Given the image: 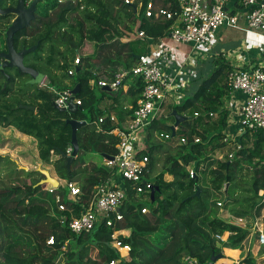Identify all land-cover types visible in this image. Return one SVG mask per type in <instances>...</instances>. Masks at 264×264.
Masks as SVG:
<instances>
[{
    "label": "trees",
    "instance_id": "16d2710c",
    "mask_svg": "<svg viewBox=\"0 0 264 264\" xmlns=\"http://www.w3.org/2000/svg\"><path fill=\"white\" fill-rule=\"evenodd\" d=\"M147 4L152 5L153 13L163 10L173 14V18L146 17ZM177 12L176 0H54L38 13L29 33L33 37L25 44L28 47L38 41V47L30 53L34 57L32 63L25 58L24 65L26 63L35 70H61L65 78L73 79L71 89L79 86L76 97L81 100V106L74 115L58 111L53 93L26 82L25 92L16 87L18 81L27 75L14 68L0 71V127L12 128L34 139L38 161L44 166H52L57 178L65 182L51 193L44 189L45 184L28 185L18 178L0 187V264H54L63 248L65 264H109L111 261L120 264H184L185 256L195 258L199 264H208L212 254H221L222 258L223 249L239 250L242 264H254L251 255L245 253L249 231L219 219L215 210L218 202L215 204L212 200L216 193L225 194L226 189L228 197L223 204L238 207L233 214L240 219H254L264 208V130L253 132L251 137L248 133L241 134L240 138L245 140L233 152L232 160L229 155L224 161H216L211 156L225 146L221 141L227 113L220 109L229 96L226 76L232 67L222 54L211 59V71L198 81L195 90L190 89L179 105L170 108L169 117L173 118V110L185 117L177 126L174 137L162 118L153 120L148 127V148L138 152L136 158L145 156L148 159L143 179L151 180L152 190L155 189L153 199L150 193L146 196L150 205L136 197L130 182L119 180L127 197L120 207L123 216L120 222L113 228L101 224L80 235L72 233L68 227L71 218L79 217L80 211L88 206L95 186L105 182L109 175L103 166L84 165L82 154L116 155L117 138L109 134L115 125L108 122L103 125V131L95 126L104 112L98 108L96 111L95 90L89 82H108L114 79L119 68H131L144 47L140 46V40L124 44L121 39L130 38L134 30L149 39L164 38L170 33ZM125 48L129 59L121 60V51ZM76 57L79 63L73 65ZM68 69L74 70L73 76L67 75ZM46 77L48 87L66 89L61 84L56 89L53 77ZM131 79L129 93L133 110L143 84L138 79ZM19 105L32 106L35 111L19 109ZM70 119L85 121L86 125L77 130L79 151L67 169L62 154L66 156L70 147L71 128L66 123ZM160 133L169 134V139H161L164 144L178 148L173 154H166L161 172L151 177L157 155L163 151V145L155 142ZM181 138H186L185 145L178 144ZM194 138L199 142L194 143ZM52 156L56 159L52 160ZM1 160L10 165L13 162L4 156H0ZM212 163L216 166L208 170L210 187H206L204 177ZM190 164L193 178H189L186 171ZM15 170L20 177L44 179L38 171L25 172L17 166ZM244 170L251 172L246 174L250 178L249 197L237 200V176ZM165 174L172 176L170 182L164 180ZM68 182L79 185L77 202L69 197L65 186ZM56 197L65 211L58 210ZM143 208L148 212L142 213ZM125 228L131 231L129 237L120 236L118 240L122 245H129L128 253L111 246L113 232ZM225 233L229 234L225 241L216 238ZM50 238L53 245L46 243Z\"/></svg>",
    "mask_w": 264,
    "mask_h": 264
},
{
    "label": "built area",
    "instance_id": "2783aa9c",
    "mask_svg": "<svg viewBox=\"0 0 264 264\" xmlns=\"http://www.w3.org/2000/svg\"><path fill=\"white\" fill-rule=\"evenodd\" d=\"M233 1L236 8L230 9V3ZM131 1H126V3ZM178 6L175 23L172 25L169 33V39L176 44L190 46L191 53L195 49L205 47L207 51L211 49L218 30L226 24L229 27H236L238 20L244 21L247 32L256 33L262 43L260 46L264 51V0H176ZM151 4H147L145 16L155 17L164 16L166 19H172L173 14L163 10H156L153 13ZM142 37L143 33L138 32ZM190 53H187V57ZM170 56L167 52L162 53L159 57L149 54H141L136 57L135 63L129 69H122L114 75L111 81H90L89 85L96 86L103 90L108 88V93L117 95L125 86L128 80L138 79L143 84L140 98L137 100L135 108L126 120L120 122L114 114H102L95 122L99 131H103V125L111 123L115 127L109 131V134L117 138L115 145L116 155L110 156L112 159L103 158L102 166L109 171L105 182L95 186L92 198L88 206L80 211L79 217H72L69 221V230L80 235L89 233L98 225L104 224L108 228H113L116 223L123 219L120 213V207L126 200L124 187L119 180L128 181L132 184L135 195L138 198H146L153 186L151 180L143 179V172L148 163L147 157L143 156L137 159L138 152L147 150V131L151 122L155 119L165 117L163 115V106L170 95L174 86V78L170 77L164 66L170 63ZM79 63L76 57L73 65ZM180 69L183 66H178ZM232 70L226 76V87L229 94L240 93L244 99L239 103L237 118L242 133L255 132L264 130V66L256 68L242 69L231 66ZM180 69L176 70L177 73ZM74 70L68 69L67 75L73 76ZM42 81L38 85L40 89H46L55 95L54 105L59 109H67L69 102L76 107L81 106V100L72 94V89L66 88L55 90L47 86ZM177 127L175 128V130ZM175 132V131H174ZM159 139H169V134H158ZM227 138L224 139V142ZM194 143L199 139L194 138ZM186 138L179 139V145H185ZM71 146L66 150V156H70ZM232 160L234 154H229ZM189 178L194 177L193 168H186ZM148 172V171H147ZM146 172V173H147ZM142 182V185L139 183ZM136 185V186H134ZM47 191L52 192L56 188L51 185ZM68 189L71 201L77 202L80 198V188L76 182H68L65 185ZM57 208L59 211H65L63 205L59 203V197H56ZM221 207V203H217ZM142 213L147 209L143 208ZM252 229L257 236L258 243L264 246V229L256 219ZM229 235V234H228ZM119 231L115 230L111 236V246L119 252H130L129 245H122L118 240ZM219 241H223L222 236H216ZM47 245H53V240H47ZM58 260L54 264H65L64 248L62 249ZM60 258L62 260H60ZM184 264H199L198 261L190 256L183 257ZM109 264H120L119 261H111ZM242 264V263H240Z\"/></svg>",
    "mask_w": 264,
    "mask_h": 264
},
{
    "label": "rangeland",
    "instance_id": "374dc122",
    "mask_svg": "<svg viewBox=\"0 0 264 264\" xmlns=\"http://www.w3.org/2000/svg\"><path fill=\"white\" fill-rule=\"evenodd\" d=\"M48 2L50 1H54V0H47ZM223 28L220 29V31H222ZM171 41V40H170ZM139 42V41H138ZM172 42V41H171ZM262 41L261 40H257L255 37L253 36H249L247 38V40H242L239 43H235V42H230V43H224V44H220L218 43L217 47L213 50V52L207 51V49L205 47H199L197 48L195 53H191V48L190 46L184 45V47L180 48V51L182 53H186V57H187V53H190V56L187 57L186 61L183 63V60L179 63H183V67L181 69V74L179 75L180 77L178 78V84L176 86H174L172 88L171 91V95L173 96L172 101L175 102H171L170 103V107H174L176 105H179L183 99L186 97V95H188L192 90L194 91L198 81L203 78L205 75H208L209 72L212 69V63H211V59L217 57L218 54L222 53L224 59H226L227 62H229L230 64H232L237 68H242V69H250V68H256L260 65H256V64H252V63H242L239 61L238 58H240L238 55L245 51L244 54L247 58H249V54L248 52L250 50H253L254 52H252V55H260L264 57V51L261 48L262 51H260V46H261ZM176 44V43H175ZM181 45V44H178ZM140 46L143 48L144 43H142L140 41ZM244 46V47H243ZM246 46V48H245ZM249 47V50L248 47ZM3 47V44L1 43V49ZM46 49H47V45H45ZM212 48V47H211ZM220 51V52H219ZM223 51V52H221ZM46 52V51H45ZM169 54V53H168ZM212 54V56L210 57V55ZM254 55V56H255ZM42 56H45V53L42 54ZM104 56V55H103ZM128 56V54L123 50V52L121 51V57L122 59H126ZM251 56V55H250ZM33 55L28 56L27 61H29V63H32V60H34ZM261 58V57H260ZM129 59V58H127ZM243 61H246L245 59L242 58ZM28 65L25 63V66ZM170 66L172 67V64H170ZM28 67V66H27ZM39 69H42L39 67ZM40 73H42L45 76L44 82L48 84V79L46 77V75H50L53 77L54 81H55V85H53V87H55L56 89L59 87L58 84H61L62 86H64L65 88H70V86L73 85V79L72 78H68V77H64L63 72L61 70H54L53 68H48V69H42V70H36ZM12 74H14V71H12ZM46 74V75H45ZM30 78V77H29ZM29 80L27 77H23L21 79V81H18L17 83V88H19L21 91L25 92V82L27 84H29ZM127 82H125L124 85H126ZM187 84H190V89L191 91H189V89L186 87ZM37 86V85H35ZM38 87V86H37ZM71 89V88H70ZM93 89L95 90V96H96V104H95V108L97 111V108L99 110H101L102 112L106 113V111L110 110L107 109V104L112 103V98H115L116 96L119 95H112L108 92H106L104 94V97L101 98L103 92L100 91V89L96 86V84L94 85ZM111 95V96H110ZM114 96V97H113ZM28 98V97H25ZM98 100V102H97ZM168 100V99H167ZM167 100L165 101V104L163 106V115L165 117H162L163 123L168 126L171 127L174 124V120L173 118L169 117L168 114L170 112V107H166V103ZM26 103L27 101L24 100ZM171 101V100H170ZM111 110V112H113L114 114H119L122 110L121 106H117ZM167 117V118H166ZM234 120V119H233ZM238 122V121H236ZM237 128H233L230 127L231 132H229V129L225 131V134L227 135V137L230 139L226 144H224L225 148L223 149V152L225 153V155L227 153L230 152H235L236 148L240 147V145L242 144V142L245 140V138L241 139L240 138V131H243L242 128L239 126V123H237ZM248 133V135L251 137L253 136L251 132H246ZM5 136L11 137L13 138V136L10 133V130L8 131V129L6 128H0V141L2 138H4ZM16 137L17 136L16 134ZM14 138L11 141V144H9V146L7 147L8 150H4V152L2 153V155L0 156H4L6 158L11 159L13 162L11 163V165L6 161V160H1L0 161V187L2 185H9L12 181L13 178H18V181L21 182H25V184L28 185H32V184H39L41 183L42 179L40 180V178L33 177L30 178L29 177H25L21 175L17 174L16 172V166L19 170H24L25 172L27 171H33L32 169H38V166L35 165L36 164V159H35V151H34V146L33 144H31V142H22L21 138ZM159 138L157 137L155 139L156 143H160L163 145V151H161L158 155H157V162L155 164V168H154V172L152 173V177L158 173L161 172L162 168H163V163L166 157L167 153H171L173 154L175 152V150L178 148L172 145H168V144H164L165 142L159 141ZM175 141V140H173ZM90 155V153H83L82 154V158L83 160L86 162V156ZM81 157V155H80ZM94 162L97 166H102V162H101V158L99 156L94 157ZM214 162V161H213ZM89 167L91 164H87ZM216 165H214L212 163V165H210L207 169H206V177L205 181H206V187H210L209 185V179L210 175H209V171L210 169H213ZM45 170V169H44ZM249 170V169H248ZM47 171V170H45ZM244 172V173H243ZM242 172L241 175H238V189L236 191V196H237V200H242L244 198L249 197V177H247L249 174L251 173L249 171V173L245 172V170ZM11 179V180H10ZM164 179H166V181H168L170 178L168 177V175L164 176ZM32 182V183H31ZM247 182V183H246ZM35 185V186H36ZM50 185L49 183L47 184V186H45V190L47 191V189L50 187L48 186ZM261 192V191H260ZM230 196V193H229ZM228 197V194L225 195L224 193H216V195H214L212 197V200L214 201V203L216 204L221 203L222 206L218 207L216 204V216L219 219H222L226 222H230L232 224L241 226V220L240 218L235 217V215L233 214V212H237V208L238 207H229L227 205L223 204V201H226V198ZM142 200H146V202H143ZM141 202L144 203L145 205H150V203L148 202V199L146 198H142ZM232 211V212H231ZM148 212V211H147ZM244 224L245 222L247 223V225H249L252 221L250 219V217L244 218ZM1 247V244H0Z\"/></svg>",
    "mask_w": 264,
    "mask_h": 264
},
{
    "label": "crops",
    "instance_id": "0c3cea01",
    "mask_svg": "<svg viewBox=\"0 0 264 264\" xmlns=\"http://www.w3.org/2000/svg\"><path fill=\"white\" fill-rule=\"evenodd\" d=\"M235 8H236V6H235V4H233V1H232L230 3V9L231 10H235ZM221 28H223L222 31H220ZM221 28L218 30V32L216 34V40H215V42H214V44H213V46L211 48V52H213V50L217 47L218 43H220V44L226 43L227 44V43H230L232 41L235 42V43H239L241 41V39L246 41L249 36L255 37L258 41L261 40L260 37L256 33L247 32V29L245 27L244 21L242 19L238 20V24H237L236 27H229L226 24H224ZM138 32L139 31L134 30L131 33L130 38L121 39V43L131 44V42L140 40L142 43H144V46H143L144 47L143 48L144 51H143L142 54H149L151 56H155L156 58L159 57L164 52L169 53V56H170L171 60H170L169 64L164 66V68H165L166 73L170 77L174 78V80H175L174 86H176L178 84V78L180 77L179 75L181 74V69H182V67L180 69L178 66H183V63L187 59V57L185 56L186 53H182L180 51V48L184 47V45H182V44L178 45V44H175V43L171 42L170 39H169V34H168V36H166L164 38H160V39L154 40V39L146 38V37H144V35L142 37H139L138 36ZM126 48L124 49V51L127 53V49ZM245 48H246V46H245ZM196 50L197 49H195V52H196ZM247 50H249V47H248ZM221 52H223V51H221ZM244 52L245 51L241 52L238 55L240 57V58H238L240 62L249 63V64L252 63V64L260 65L262 67L264 66V57L263 56H260V55L256 56L255 54H254L255 55L254 56V55L251 54L254 51L250 50L248 52L249 58H247L245 56ZM220 54H222V53H220ZM220 54H218V55H220ZM211 56H212V54L210 55V57ZM242 58L245 59L246 61H243ZM121 60H124V59H122V57H121ZM182 60H183V63L179 64ZM170 64H172V67L170 66ZM231 66H233V65L231 64ZM178 69H180L179 73L176 72V70H178ZM120 70H121V68L118 69V71H120ZM131 84H132V81L128 80L127 84L117 94L119 96L115 95L116 97L112 98V103L107 104L108 105L107 109H110V110L106 111V114H109V113L114 114L113 112H111V109L112 108L114 109L116 107L115 105L121 106L122 115H119L121 117H119L118 114L117 115L114 114L116 116L117 120L120 121V122H123L124 120L127 119V117H128L127 114L128 113L130 114V111L132 109L131 98H130V93H129V89L131 87ZM189 85L190 84H187L186 87L190 90V86ZM91 88H93V86ZM100 91L106 93V91H104V90L100 89ZM243 99H244V97L240 93L229 94L227 100L224 102V105L220 109V110H223V111H225L227 113L226 128L223 131L224 137H223V139L221 141L224 144H226L230 140L227 137V135L225 134V131L229 129V132H231L230 127L237 128L236 125H237V123H239V122H236V121H238V118H237L238 106H239V103ZM171 102H173V101H172V99H170V95H169L167 103H166V107H170L169 105H170ZM173 103H175V102H173ZM174 122H175V120H174ZM0 128H2V127H0ZM6 129H8V131L10 130V133L13 136V138L5 136L4 138L1 139V141H0V155H2L4 150H8L7 147L9 146V144H11V141L14 138H18L19 139V137H20L22 142H24V141L31 142V144H33V146H34V151H35V155L34 156H35V159H36V164L35 165L38 166V169H35V167H34V169H32V170L33 171H38V172L41 171V170H43V171L47 170V172L50 174L51 178L56 179L58 181V183H59L58 186L65 184L64 181H61L60 179L57 178L52 166H44L42 162L38 161V159H37V150H36V145H35L34 139H32V138H30L28 136H24V135L18 133L16 130L12 129V128H6ZM16 134L19 137H16ZM239 134L241 135L243 133L240 131ZM157 137H158V135L156 136V138ZM225 138H227L226 142H224ZM158 140L164 142L161 139H158ZM224 148L225 147H223V148H221L219 150H216L211 155L212 158L214 160H216V161H224L226 155L234 154L233 152L229 151V153H227L225 155V153L227 151L224 153L223 152ZM96 156L97 155H94V154L87 155L86 156V162L84 161V165H87L89 163L90 164L91 163L95 164L94 157H96ZM99 157L101 158V162H102L104 157H102V156H99ZM54 159H56V158L52 156V160H54ZM188 167L193 168V166L191 164L189 166H187L186 168H188ZM165 175H168V177L170 178L168 181L170 182L172 180V176H170L169 174H165ZM164 180L166 181V179H164ZM256 219L259 221V223L263 226V229H264V208L261 210V213H260V215L258 217L254 218V219H251V221L252 220L253 221L249 225H247L246 222L244 224V221H245L244 219H240L241 222H243V223H241V227L242 228H246L249 231L248 239L246 240V244H245V253L246 254L249 253L251 255V257L253 258L254 264H264V246L260 245L258 243L257 236L255 235V233H254V231L252 229V225H253V223H254V221ZM130 232L131 231L129 229H127V228L122 229V230L119 231L118 238L120 236L124 237V238H127V237H129ZM222 237H223V241H225L227 239V237H228V233H225L224 235H222ZM240 254H241V252L239 250L223 249L222 250V256L223 257L221 258V260L219 262H217V264H240L241 263Z\"/></svg>",
    "mask_w": 264,
    "mask_h": 264
},
{
    "label": "water",
    "instance_id": "95a60500",
    "mask_svg": "<svg viewBox=\"0 0 264 264\" xmlns=\"http://www.w3.org/2000/svg\"><path fill=\"white\" fill-rule=\"evenodd\" d=\"M18 1L19 2H18L16 9H13V10L9 9V10H5V11L0 10L1 15H5L6 13L13 12L17 16V18L13 21V23L4 32L6 52L5 53L0 52V60H2V62L0 63V71H3L4 68H14L19 73L27 75L30 77V80H29L30 85H39L45 79V76L42 73L36 71L35 69H33L31 67L25 66L23 63L24 57L30 53H33L37 49L38 46L35 45V46L28 48V49H22L20 52H16L13 48V40H14L15 33L18 32L20 29H23L25 26H28V20L33 18L32 12L35 10V8H34L35 3H32L29 10L22 11L21 10L22 9V0H18ZM78 89H79V86L76 85L72 89V94L76 96L78 93ZM103 90L108 92L109 89L104 88ZM18 108L24 109V110H29V111H35L34 107L28 106V105H19ZM78 109L79 108L76 107V105H74L72 102H69L67 109L57 108L58 111L67 112L70 115H74L78 111ZM171 116L175 120L174 125L170 127L172 137H174L175 128L180 124V122H182L185 119V117L178 115L176 113V111H174V110L171 112ZM66 123L71 128L70 146L72 148V152H71L70 156L66 157L65 154H62V157H64L66 159V168L69 169L71 162L77 156L78 151H79V146H78V142H77V135H76L77 130L79 128L85 126L86 122L70 119V120H66ZM103 157L107 158V159H112V157L106 156V155H104ZM39 172L44 176V179L41 181L42 184L47 185L49 183L54 188L58 187V185H59L58 181L56 179L51 178L50 174L47 171L41 170ZM226 191L227 190L225 189V191H224L225 194H226ZM154 193H155V189L150 191V198L151 199H153ZM198 194H199V190L196 193V196H198ZM220 258H221V254H217V255L212 254L208 264H214Z\"/></svg>",
    "mask_w": 264,
    "mask_h": 264
},
{
    "label": "flooded vegetation",
    "instance_id": "af4514ba",
    "mask_svg": "<svg viewBox=\"0 0 264 264\" xmlns=\"http://www.w3.org/2000/svg\"><path fill=\"white\" fill-rule=\"evenodd\" d=\"M18 0H0V10H13L17 8ZM32 3L34 4L35 10L32 12L33 18L28 20V26H25L23 29H20L18 32L14 35L13 40V48L16 52H20L22 49H28L39 42L36 41L35 44L29 45L28 47L25 46V44H28L33 36H30V30L33 28L34 23L37 20L38 13H40L43 8L46 7L47 3H53V1L48 2L47 0H22V11H27L30 9V6ZM17 18V16L13 12L6 13L5 15L0 14V52L5 53L6 52V44H5V35L4 32L7 30V28L13 23V21ZM18 37L17 42L15 38ZM1 43L3 44V47L1 49ZM30 55V54H29ZM29 55H26L23 59V63L25 62V58L27 59ZM2 60H0V63ZM28 79L29 76H27Z\"/></svg>",
    "mask_w": 264,
    "mask_h": 264
},
{
    "label": "clouds",
    "instance_id": "9594fccd",
    "mask_svg": "<svg viewBox=\"0 0 264 264\" xmlns=\"http://www.w3.org/2000/svg\"><path fill=\"white\" fill-rule=\"evenodd\" d=\"M38 86V85H37Z\"/></svg>",
    "mask_w": 264,
    "mask_h": 264
}]
</instances>
